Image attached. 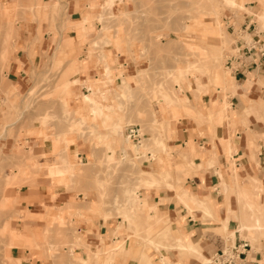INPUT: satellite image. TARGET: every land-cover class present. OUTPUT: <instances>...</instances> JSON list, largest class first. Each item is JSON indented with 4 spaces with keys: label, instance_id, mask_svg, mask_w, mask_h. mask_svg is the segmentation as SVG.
Listing matches in <instances>:
<instances>
[{
    "label": "rangeland",
    "instance_id": "obj_1",
    "mask_svg": "<svg viewBox=\"0 0 264 264\" xmlns=\"http://www.w3.org/2000/svg\"><path fill=\"white\" fill-rule=\"evenodd\" d=\"M93 1H97L94 14L80 25L72 22L66 5L54 1L37 5V9L28 6L20 10V6L11 8L6 0H0V264H22L25 250L32 249H44L42 257L38 256L42 264H91L93 261L79 258L90 247L85 233H79L75 223L79 213L91 205L90 198L95 200L97 210H108L105 218L114 222L121 216L136 233L145 228L135 195L146 187L145 178H157L143 174L148 171L146 166H151L147 164L148 154L155 163L162 155H168V161L173 163V149L167 141L184 118L180 112L183 96L189 91L196 95L220 91L226 99L229 84L235 83L226 62L234 54L236 33L228 32L227 19L235 21L238 31L240 21L251 15L259 31L264 30V23L255 16L264 12V0H236L239 5L235 7L228 6L225 0H114L111 8L109 0ZM21 20L46 26L45 33L52 41L47 50L50 55L45 54L47 58L36 64L24 89L5 76L17 50L15 40L19 35L13 25ZM217 21L222 32H211L210 25ZM75 42L88 47V59L100 55L105 75L100 74L96 81L80 78L81 64L72 58ZM113 51L135 63L131 78L125 73L115 81L110 61ZM216 73L226 75L228 86L215 79ZM64 78L68 79L66 84ZM85 88L91 89L92 98L111 116L106 124L103 118L93 115L89 103H84L83 95L90 94L84 92ZM76 101L83 107L74 108ZM107 106L111 112H107ZM135 114L139 121L133 119ZM161 116L168 117L167 122L161 121ZM112 124L123 130L128 125H140L142 142L133 146L134 153L138 150L140 156L127 158L124 152L125 160H109L114 148ZM38 137L53 145V151L39 152L27 143ZM77 142L88 143L96 153L88 161L75 158L72 165H67L64 156L57 154L67 152ZM193 147L189 146L190 152ZM125 166L130 167L126 174L122 172ZM46 173L69 192L82 196L77 197L75 206L58 210L55 217L33 216L22 208L19 192L26 183L24 179ZM172 174L171 170L163 179L167 181ZM240 207L243 216L249 217L251 211L244 205ZM256 209L264 220L263 208ZM127 214L131 215L129 220L125 218ZM31 219H38L44 229L31 233L26 226ZM156 225L152 229H157ZM253 233L264 241V227L249 232L254 244Z\"/></svg>",
    "mask_w": 264,
    "mask_h": 264
},
{
    "label": "crops",
    "instance_id": "obj_2",
    "mask_svg": "<svg viewBox=\"0 0 264 264\" xmlns=\"http://www.w3.org/2000/svg\"><path fill=\"white\" fill-rule=\"evenodd\" d=\"M52 1L67 6L72 22L82 21L86 15L92 16V10L97 8V1L93 0H6L5 4L27 10L28 6L37 9V5L44 6ZM251 18V15H247L244 22L240 21L241 28L251 25L257 33H261L260 48L264 52V30L259 31V24ZM13 28L18 29L19 36L15 40L17 50L12 54L11 68L5 76L24 89L36 64L47 58L45 54L50 55L47 50L52 41L45 33L47 27L44 25L21 20ZM74 50L72 58L81 64L80 78L96 81L100 74L105 75L100 65V55L94 54L91 60L88 59V47L85 45L77 44ZM112 53L110 61L115 81L118 82L125 75L131 78V72L136 70L135 63L114 51ZM232 74L235 85L228 90L226 99L220 91L202 95L189 91L183 96L184 106L180 112L184 118L175 125L172 139L167 141L168 147L173 149L174 164L168 165V155H162L160 162L155 163L152 155L148 154L147 164L151 166H146L148 171L145 172L157 176L159 183L153 187L143 186L137 191L141 205L139 212L146 223L145 228L136 233L121 216H117L114 222L112 218H105L108 210H97L95 200L90 198L91 205L75 218L79 233H85L86 243L90 247L88 253L79 258H85L89 263L93 261L91 264H148V261L151 264H217L214 259L222 251L231 250L247 241L251 249L240 259H235L233 264H264V241L257 239V233L252 235L254 244L249 239V232L255 230H248L244 226L254 225L253 212L240 194L241 190H252L259 197L258 211L261 207L264 211V56L257 52L252 54L242 72ZM225 102L228 108L224 110ZM72 106L83 107L80 101ZM133 119L139 121L136 114ZM160 120L167 122L168 117ZM130 126L140 128L138 124L128 125L122 130L126 138L112 137L114 148L111 152L115 160H125V153L127 158L136 155L133 149L136 143L127 137ZM27 143L34 145L39 152H52L54 148L47 144L44 137L30 138ZM190 145L194 146L196 154L189 151ZM94 153L96 151L88 143L77 142L67 152L57 155H63L67 165H72L75 158L88 161V157ZM171 170L172 177L165 181L163 178ZM122 172H130V167L125 166ZM24 180L26 183L19 192L23 200L21 206L33 216L49 214L55 217L58 210L66 205L75 206L77 197L82 196L69 192L47 173ZM183 191L188 192V198L180 199ZM240 205L251 211L249 217L243 216ZM154 223L158 225L157 229H152ZM26 226L33 234L44 229V224L38 219H31ZM156 236L157 239L154 238ZM42 252L44 249L25 250L22 264H42L38 257H42ZM144 255H147V259H144Z\"/></svg>",
    "mask_w": 264,
    "mask_h": 264
},
{
    "label": "built area",
    "instance_id": "obj_3",
    "mask_svg": "<svg viewBox=\"0 0 264 264\" xmlns=\"http://www.w3.org/2000/svg\"><path fill=\"white\" fill-rule=\"evenodd\" d=\"M227 30L234 35L236 33V41L233 45L234 54L229 57L226 62V67L234 74L238 75L242 72V69L246 67V60L254 53H258L264 56L263 50L260 48L262 41L260 39V32H256L255 28L251 25L244 26L240 30L236 31L235 21L232 22L231 18L226 21ZM86 93H89V89H84ZM128 139L132 140L136 144L140 145L142 142L141 129L136 126H130L127 130ZM251 249L250 243L245 241L239 246L222 251L214 259L217 264H233L235 259H240Z\"/></svg>",
    "mask_w": 264,
    "mask_h": 264
},
{
    "label": "bare ground",
    "instance_id": "obj_4",
    "mask_svg": "<svg viewBox=\"0 0 264 264\" xmlns=\"http://www.w3.org/2000/svg\"><path fill=\"white\" fill-rule=\"evenodd\" d=\"M225 2L228 4V6H230V7H235V6H238L239 4L236 2V0H225ZM113 4H114V0H109V1H107V5H108V8H111L112 6H113ZM240 7H241V9L242 8H245L244 6H242V5H240ZM243 10H245V9H243ZM256 16V18L259 20V21H261L262 23H264V12L262 13V14H256L255 15ZM88 19V17H87V15H86V17H84V19L82 20V21H86ZM102 21V20H101ZM78 23V22H77ZM81 23V21H79V24ZM203 23H204V21H203ZM82 24V23H81ZM80 24V25H81ZM209 24V23H208ZM84 25V24H83ZM210 29H211V32H222V30H221V28H220V26H219V23H218V21L214 24V23H212V26L210 25ZM193 48V47H192ZM200 48V47H199ZM203 49V48H202ZM205 49V48H204ZM224 49V48H223ZM207 53L205 52V54L204 55H206ZM203 56V55H202ZM72 65H74L73 63H72ZM75 66L76 65H74V68H73V66L71 67V68H73V69H75ZM72 69V70H73ZM69 72V71H68ZM70 72H71V70H70ZM70 72H69V74H70ZM73 72V71H72ZM75 72V71H74ZM68 74V75H69ZM64 75H66V74H64ZM67 75V78L69 77ZM66 78V79H67ZM70 78V77H69ZM68 78V79H69ZM68 79H67V81H65V78H64V83L66 84L67 82H68ZM215 79L217 80V81H221V83L223 84V85H225V86H228V80L226 79V75H220V74H218V73H216L215 74ZM215 80V81H216ZM63 83V84H64ZM230 86L229 87H233L234 85H235V83H232V84H229ZM60 87V86H59ZM58 89V88H57ZM62 89H64V88H62ZM59 90V89H58ZM59 94V93H58ZM92 94V93H91ZM103 96H105V94H103ZM56 97V96H55ZM92 97H94L93 96V94L92 95H83V99H84V103L85 102H87V103H89L90 105H91V107H90V110H92V113H93V115L94 116H98V117H101V118H103L104 119V124H106V122L109 120V119H111L110 117V115H106L105 114V112H104V109L103 108H101L100 107V105L97 103V101L95 100V99H93ZM109 109L107 110V112H111L112 111V108L111 107H109V106H107ZM231 108V107H230ZM225 110V109H224ZM115 112V111H114ZM86 118V117H85ZM84 118V119H85ZM86 120V119H85ZM220 121V120H219ZM82 123L84 122V120H82L81 121ZM112 131H113V134L115 135V136H117V137H123V138H126V137H124V135H123V129L118 125V124H112ZM194 148V147H193ZM190 150H191V148H190ZM189 150V151H190ZM125 152V151H124ZM123 152V153H124ZM196 152V150H195V148L193 149V151H191V153H194V154H196L195 153ZM231 152V151H230ZM135 154H136V156H140V152L138 151V150H136L135 151ZM231 154V153H230ZM190 155V154H189ZM170 158V157H169ZM109 160H111V161H114L115 160V158H114V153L113 152H111L110 151V154H109ZM216 161V160H215ZM169 164L168 165H170L171 166V163L170 162H168ZM52 170H55L54 169V167H53V169H51V171ZM143 174H145V175H151V173H148V172H143ZM163 173H161V175H162ZM158 181V178H151V177H149V178H145L144 179V184L145 183H147V185L149 186V187H153V186H155V185H157V182ZM147 185H146V187H147ZM239 188V187H238ZM233 189V188H232ZM237 190H239V189H237ZM240 194L241 195H243L244 196V198L247 200V202H248V208L253 212V215H252V219H253V221H252V223L254 224V225H246V226H244V228H246V229H248V230H259V229H262L264 226L262 225V221H263V215L262 214H259L258 215V213H257V209H256V207H260L259 205H257V195H255V194H253V192H252V190H250V191H248V190H241L240 191ZM136 197H138L137 196V192H136V195H135ZM189 197V194H188V192L187 191H185L184 193H182L181 195H180V199H186V198H188ZM252 197V198H251ZM139 200V199H138ZM140 201V200H139ZM193 202V201H192ZM141 203V202H140ZM202 204V203H201ZM203 205V204H202ZM141 206V205H140ZM130 217H131V215L130 214H127V216L125 217L127 220H129L130 219ZM159 222H157V224H158ZM153 226V225H152ZM157 226V225H156ZM166 235V234H165ZM153 243V242H152ZM161 243V242H160ZM159 246V245H158ZM179 249V248H178ZM183 250V249H182ZM181 250V251H182ZM186 250V249H185ZM191 250V249H190ZM113 251V250H112ZM95 255H97V254H95ZM147 256V255H146ZM146 256L144 255V259H147L146 258ZM141 262V261H140ZM149 263L148 264H151V262L150 261H148ZM144 263V262H143Z\"/></svg>",
    "mask_w": 264,
    "mask_h": 264
}]
</instances>
